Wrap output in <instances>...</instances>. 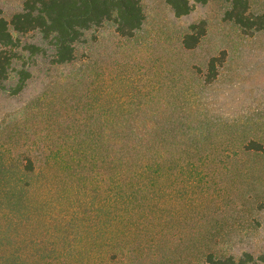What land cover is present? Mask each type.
I'll return each instance as SVG.
<instances>
[{"label": "rangeland", "instance_id": "1", "mask_svg": "<svg viewBox=\"0 0 264 264\" xmlns=\"http://www.w3.org/2000/svg\"><path fill=\"white\" fill-rule=\"evenodd\" d=\"M22 1L0 0L3 16ZM247 1L264 13V0ZM229 6L207 0L177 17L142 0L132 36L107 21L74 61L54 64L47 49L19 93L0 90V264L264 254V28L243 31Z\"/></svg>", "mask_w": 264, "mask_h": 264}, {"label": "trees", "instance_id": "2", "mask_svg": "<svg viewBox=\"0 0 264 264\" xmlns=\"http://www.w3.org/2000/svg\"><path fill=\"white\" fill-rule=\"evenodd\" d=\"M177 17L188 15L195 4L207 0H165ZM224 16L232 20L243 31L250 33L264 28V13L249 11L247 0H230ZM142 0H23L21 8L12 13L9 19L3 16L0 8V90L15 95L30 78L29 66L38 55L51 51V61L62 65L76 58V46L84 42L85 33L112 21L120 36L130 37L144 22ZM38 34V43L23 42L21 35ZM205 32V22L189 24L184 34L183 44L187 48L196 46ZM18 62L19 68L13 69ZM211 69L214 64L211 62ZM15 70L16 79L7 83L10 72ZM214 75V73L212 72ZM210 79V78H208ZM251 148L263 149V145L251 142ZM31 167V162H28ZM206 264H264V254L257 257L243 252L239 256H215L209 253Z\"/></svg>", "mask_w": 264, "mask_h": 264}]
</instances>
